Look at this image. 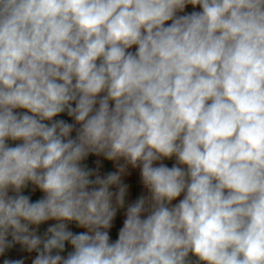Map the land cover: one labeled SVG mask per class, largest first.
Listing matches in <instances>:
<instances>
[{
  "label": "clouds",
  "instance_id": "clouds-1",
  "mask_svg": "<svg viewBox=\"0 0 264 264\" xmlns=\"http://www.w3.org/2000/svg\"><path fill=\"white\" fill-rule=\"evenodd\" d=\"M16 245L264 264V0H0V264Z\"/></svg>",
  "mask_w": 264,
  "mask_h": 264
},
{
  "label": "crops",
  "instance_id": "crops-1",
  "mask_svg": "<svg viewBox=\"0 0 264 264\" xmlns=\"http://www.w3.org/2000/svg\"><path fill=\"white\" fill-rule=\"evenodd\" d=\"M188 10L191 11V9H188ZM61 118L70 120V118H68L66 115H62ZM96 159L97 158H95V157H89V159L86 161V163L89 164V166H91V167H95L96 165H95L94 161ZM100 170L103 173V172H107V171H113L115 169L111 163L106 162V161H101V169ZM125 182L129 183V185H130V194L126 198V203H127V202L133 201L138 195H140L143 192V189L139 186V183H138V173H133L132 177L130 179L125 178ZM25 194H30V189L28 191H26ZM39 195H41V194L38 192L33 194V196H32L33 200L38 198ZM123 211L124 210L118 211L116 220L114 222V227L110 231V236L113 240H115L117 238L118 230L120 227H122V223H123V219H124ZM45 227H46V225H42L40 227V233L41 234L43 233ZM70 227L72 228L73 231H82V229H77L75 227V225H70ZM68 250H71L70 246L66 245V251H68ZM6 255L9 258H13V259L22 258V259H24L25 264H31V260L34 258L35 253L29 254V253L21 250L19 245H16L13 249L9 250L6 253ZM64 255H66V252L64 253ZM0 261H2V258H0Z\"/></svg>",
  "mask_w": 264,
  "mask_h": 264
}]
</instances>
